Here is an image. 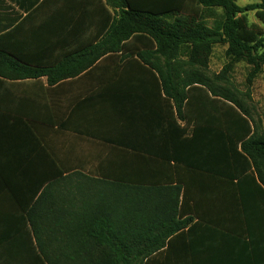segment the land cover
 I'll return each instance as SVG.
<instances>
[{
	"label": "trees",
	"instance_id": "obj_1",
	"mask_svg": "<svg viewBox=\"0 0 264 264\" xmlns=\"http://www.w3.org/2000/svg\"><path fill=\"white\" fill-rule=\"evenodd\" d=\"M101 1L107 21L97 40L46 67H31L0 52V75L7 77V69L13 79L46 77L52 87L78 77L105 57H120L127 64L117 70L115 77L121 80L109 89L114 106L110 125L129 126L136 136L127 143L120 132L111 143L131 153V160H151V169L157 167L154 162L159 164L160 175L123 179L122 166L115 165V180L95 193L93 210L82 214L84 222L77 227L43 230L29 212L43 262L241 264L238 253L248 244L253 249L251 232L242 228L249 227V214L238 212V228L225 222L221 226L218 220L195 222L197 214L186 206L188 195L181 184L171 182L170 172L186 168L227 180L248 178L264 196V128L236 94L212 86L201 71L207 69L214 46L227 45L231 64L252 66V85L264 66V38L245 13L255 11L264 23V0L246 7L238 0ZM217 9L222 15L209 26L207 19ZM184 49L186 60L181 58ZM128 78L129 85L123 84ZM65 167H47L46 195L58 174L71 172ZM194 224L205 226L203 236L195 234ZM63 252L80 256L61 259ZM262 259L264 253L246 264H264Z\"/></svg>",
	"mask_w": 264,
	"mask_h": 264
},
{
	"label": "crops",
	"instance_id": "obj_2",
	"mask_svg": "<svg viewBox=\"0 0 264 264\" xmlns=\"http://www.w3.org/2000/svg\"><path fill=\"white\" fill-rule=\"evenodd\" d=\"M106 21L101 0H0V52L31 67L51 66L98 38ZM126 64L118 56L105 57L78 77L52 87L46 77L13 79L12 72L3 70L7 77L0 75V261L43 260L29 212L43 230L80 226L82 214L93 210L95 193L115 180V165L122 166L123 179L160 175L159 164L154 162L157 167L151 169V160H131V153L111 143L120 132L127 143L136 136L129 126L110 125L114 106L109 89L121 80L115 76ZM50 164L71 172L58 174L46 195ZM170 173L171 182L181 184L188 195L186 206L197 214L195 222L218 220L221 226L225 222L238 228V212L249 214V227L242 228L251 232L253 249L248 244L238 253L241 264L264 253V196L252 180H227L186 168ZM192 229L201 237L205 226L194 224ZM77 256L63 252L60 258Z\"/></svg>",
	"mask_w": 264,
	"mask_h": 264
},
{
	"label": "rangeland",
	"instance_id": "obj_3",
	"mask_svg": "<svg viewBox=\"0 0 264 264\" xmlns=\"http://www.w3.org/2000/svg\"><path fill=\"white\" fill-rule=\"evenodd\" d=\"M258 0H238L237 3L241 7L254 4ZM222 11L217 9L213 16L207 19L209 26H214L219 20ZM249 24L259 36L264 38V23L256 16L255 11L245 13ZM227 45H215L212 56L210 58L207 69L201 70L207 76L212 86L222 89H229L243 102L251 113L253 121L264 128V66L262 72L259 73L251 86L248 85V77L252 71V66L245 62H236L231 64L230 59L226 55ZM185 54L181 58L186 60L187 50H183ZM229 68L226 70V68ZM243 213V212H241ZM0 264H45L43 260L27 261H0Z\"/></svg>",
	"mask_w": 264,
	"mask_h": 264
}]
</instances>
